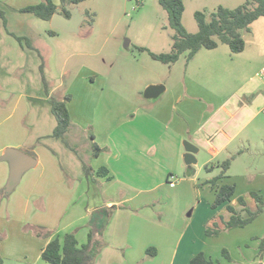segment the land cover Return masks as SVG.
Listing matches in <instances>:
<instances>
[{
  "label": "crops",
  "instance_id": "obj_1",
  "mask_svg": "<svg viewBox=\"0 0 264 264\" xmlns=\"http://www.w3.org/2000/svg\"><path fill=\"white\" fill-rule=\"evenodd\" d=\"M54 2L60 5L58 0ZM50 32L53 37L59 36ZM182 57L171 65L169 73L160 71L147 81L145 90L151 86L165 88L155 98L142 95L140 102L135 95H124L109 86L99 89L98 100L107 97V104L93 114L100 116V123L90 118L89 123L78 124L70 108L71 101L68 103L70 127L82 133L92 132L85 158L74 157L80 160V170L75 166L72 177L56 153L46 150L41 157L34 145V138L37 144L45 138L56 139L54 131L47 136L38 135L31 142L33 136L22 138L20 144L0 147V157L7 147L36 154L38 163L24 174L21 182L26 179V185L20 193L16 194L17 188L14 190V199L22 198V205L29 209V201L36 203L44 198V211L35 225L52 231L45 240L26 234V242L31 241L38 248L21 256L4 250L2 245L3 264H10L12 258L17 261L15 264H49L42 259L49 242L85 226L97 211L103 210L105 214L106 209L114 207L116 211L106 229L109 245L96 264H191L198 253L213 259L212 253L223 251L216 238L205 233L206 226L220 212L212 209L215 189L222 185L236 186L234 203L251 192L261 194L264 199V137L259 136L264 133V96L258 94L261 88L264 90V79L254 82L249 78L244 83L237 77L230 83L223 71L234 58L220 51V47L201 50L188 59L184 73L175 74ZM68 135L76 139L69 131ZM93 144L101 150L97 156ZM187 144L193 149L194 158L190 162ZM255 145L256 152L258 146L262 147V154L251 161L243 160ZM228 160L231 166L226 178L213 188L210 180L221 174V165ZM233 166L240 167L242 173L231 174ZM84 167L92 171L91 176H86ZM102 169L104 177L98 175ZM9 177L10 164L0 161V190L6 187ZM64 188L69 196L66 199ZM230 232L239 236L238 240H244L245 246L249 239L261 242L264 213L249 226ZM88 234L85 227L78 231L80 246L86 243ZM149 248L157 250L154 258L147 256Z\"/></svg>",
  "mask_w": 264,
  "mask_h": 264
},
{
  "label": "rangeland",
  "instance_id": "obj_2",
  "mask_svg": "<svg viewBox=\"0 0 264 264\" xmlns=\"http://www.w3.org/2000/svg\"><path fill=\"white\" fill-rule=\"evenodd\" d=\"M37 1L14 0L10 3L0 0V10L7 19L5 28L0 18V147L20 144L29 136H33L30 141L28 139L31 142L38 135L52 134L57 121L48 103L50 98L64 100L69 96L70 108L78 124H87L90 118L100 123V116L93 114L97 108L102 109V105L107 104V97L98 100L99 89L109 86L124 95H135V99L142 102L141 96L145 95L147 81L157 77L160 71L166 75L171 69L169 65L154 61L148 52L138 49L148 48L157 54L171 51L174 30L159 0H85L77 6L84 16L78 33L55 30L51 23L33 14L20 12L21 8L46 0ZM248 1L251 0H184L183 26L188 33L195 34L199 30L195 18L197 12L203 13L210 20L219 7L235 9ZM50 31L57 32L59 36H51ZM241 34L246 43L243 53L232 54L227 45H219L220 51L234 58L223 73L228 80L231 79L230 83L233 82L232 78L237 77H241L243 82L249 78L259 82L256 74L264 68V18L254 22L250 32L242 31ZM16 37L21 38L22 42ZM187 61L188 54L185 53L174 73H184ZM41 65L47 89L42 79ZM258 94L264 96L263 88ZM32 97L35 99L31 106L29 103ZM68 131L76 139L67 132L64 141L53 138H45L39 144L35 138L33 141L36 147L42 148L41 151L38 149L41 157L46 150L56 153L65 171L72 177L75 166L80 170V160L74 157L85 158L86 145L91 142L89 137L92 132L82 133L71 127ZM259 136L264 137V133ZM255 147L257 145L252 147L251 153L243 156V160L251 161L262 154V147L258 146L257 152ZM259 158L263 159L262 156ZM241 171L240 167L235 169L233 166L231 174ZM202 174L205 175V172ZM25 180L17 187L16 194L26 185ZM64 192L66 199L69 196L66 189ZM12 193H7L6 187L0 190V249L3 245L4 250L11 254L18 252V256H21L30 249L38 248L31 241L30 244L26 242V234L31 233L44 240L49 238L44 234L39 235V230L46 228L35 225L41 218L39 214H43L45 202L44 198L38 199L36 203L29 201V209H25L21 203L22 198L14 199L15 193ZM2 201L4 205H1ZM115 211H105L109 224ZM213 238H216L219 249L223 248L230 255V259H227L223 251L212 253L213 260L218 264H264V251H261L259 245L262 240L257 242L249 239L245 246V241L238 240L239 236L230 231ZM105 242L108 246L107 240ZM256 243L258 248L255 247ZM12 259L10 264H15L17 261Z\"/></svg>",
  "mask_w": 264,
  "mask_h": 264
},
{
  "label": "trees",
  "instance_id": "obj_3",
  "mask_svg": "<svg viewBox=\"0 0 264 264\" xmlns=\"http://www.w3.org/2000/svg\"><path fill=\"white\" fill-rule=\"evenodd\" d=\"M60 5L55 4L54 0H46L40 4L29 6L21 9V13L33 14L40 20L51 22L56 13L70 19L71 13L68 8L77 7L85 0H58ZM160 5L167 12L171 28L174 30L172 36V48L169 53L156 54L147 48H138L139 51L148 52L149 55L156 61L173 65L177 63L181 56L188 54V59L191 60L201 50H214L220 44L227 45L232 54H240L245 51L246 43L242 37V31H251V25L264 18V0H251L246 4L235 9L219 7L208 20L206 16L197 12L195 18L197 20L199 30L195 34H190L183 26L182 19L185 11L184 0H159ZM60 8V12L59 9ZM0 18L3 25L7 28V19L5 13L0 10ZM54 35L53 32H50ZM19 42L21 38L16 37ZM42 79L47 89V81L43 75V66H40ZM71 101L69 96L64 100L50 98L51 111L56 118L57 125L53 133V137L64 141V138L70 128L71 118L68 110V103ZM94 155L97 156L101 150L96 144H93ZM27 154L37 159L33 151H26ZM231 160L224 162L222 172L216 178L210 180L213 188L216 183L226 178V173L230 169ZM210 171V167H206ZM86 176H91L92 171L88 167H84ZM105 169L99 170L98 175L104 177ZM216 190V198L212 203L214 211L220 210L211 222L206 226L205 233L207 237H218L222 233L234 229H243L252 224L264 213V199L261 194L251 192L248 197L240 196L234 203L236 195V186L222 185ZM2 194V193H1ZM250 203V204H249ZM252 203L253 206L252 207ZM223 208V209H222ZM116 208H108L105 211H113ZM222 209V210H221ZM105 213V212H104ZM95 213L90 221L85 224L89 231L88 242L80 246L76 238V234L82 228L79 227L73 232L66 234L62 239L55 238L44 248L42 259L49 264H95L102 250L107 246L106 229L109 221H106V215ZM50 237L52 234L47 230H39V235ZM260 249L264 251V239L260 244ZM223 256L230 259L228 251L223 250ZM157 255L155 248L147 250V256L154 258ZM0 264H3L0 255ZM191 264H218L205 253H198L191 260Z\"/></svg>",
  "mask_w": 264,
  "mask_h": 264
},
{
  "label": "water",
  "instance_id": "obj_4",
  "mask_svg": "<svg viewBox=\"0 0 264 264\" xmlns=\"http://www.w3.org/2000/svg\"><path fill=\"white\" fill-rule=\"evenodd\" d=\"M71 13V18L68 19L59 13H56L51 21V25L54 29H60L68 33H78L79 26L84 21L77 8H68ZM164 86H151L146 92L147 98H155L164 91ZM190 144H187V161H191L194 157L192 155L193 149ZM0 161H6L10 164V177L6 185V192L12 193L20 184L24 174L29 170L36 167L38 161L36 158L16 148H7L4 154L0 157ZM97 214H103V210L96 212ZM103 217V215H101Z\"/></svg>",
  "mask_w": 264,
  "mask_h": 264
},
{
  "label": "built area",
  "instance_id": "obj_5",
  "mask_svg": "<svg viewBox=\"0 0 264 264\" xmlns=\"http://www.w3.org/2000/svg\"><path fill=\"white\" fill-rule=\"evenodd\" d=\"M257 77L260 78V79H264V68L259 72L257 73ZM264 113V111H263ZM175 178H171V180L173 181Z\"/></svg>",
  "mask_w": 264,
  "mask_h": 264
}]
</instances>
